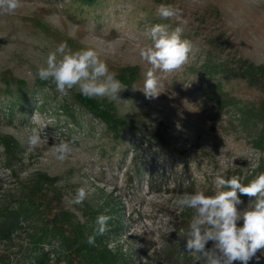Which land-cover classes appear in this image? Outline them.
Returning a JSON list of instances; mask_svg holds the SVG:
<instances>
[{
  "label": "rangeland",
  "instance_id": "obj_1",
  "mask_svg": "<svg viewBox=\"0 0 264 264\" xmlns=\"http://www.w3.org/2000/svg\"><path fill=\"white\" fill-rule=\"evenodd\" d=\"M87 4L21 0L14 15L0 17V208L17 209L36 185L80 229H95L99 215L111 216L98 238L121 256L122 264H196L185 251L194 213L177 207L178 196L198 190L213 194L217 175L239 176L243 183L264 173V149L248 142L235 109L219 112L209 96L216 85L238 102L258 103L259 88L231 78L228 70L236 69L239 60L264 66V0ZM160 4L179 6L180 19L159 17ZM155 24L182 27L192 51L181 69L161 74L163 93L149 100L139 89L150 65L140 59L138 46L150 42L146 29ZM43 25L76 46L100 49L107 63L137 67L135 79L125 71L121 101L88 98L92 101L85 100V107L76 89L62 96L54 84L40 80L37 69L60 44L42 31ZM7 90L13 96L5 95ZM33 127L47 135L35 150L27 144ZM114 129L122 140H113ZM73 138V154L60 163L52 145ZM44 175L51 178L49 185L43 186ZM80 187L89 190L88 198L82 205H69ZM253 199L245 195L238 208ZM26 218L33 217L26 215L10 239H0V264H33L38 250L30 239L39 234L43 217ZM179 248L183 256L179 253L174 261L170 257ZM42 249L49 260L39 264H67L65 257L51 255L52 249L60 251L57 241ZM249 264H264V250Z\"/></svg>",
  "mask_w": 264,
  "mask_h": 264
},
{
  "label": "clouds",
  "instance_id": "obj_2",
  "mask_svg": "<svg viewBox=\"0 0 264 264\" xmlns=\"http://www.w3.org/2000/svg\"><path fill=\"white\" fill-rule=\"evenodd\" d=\"M21 7V0H0V17L12 16ZM157 14L165 20H179L182 10L173 4H160ZM150 42L139 45L140 59L150 65L145 73L143 88L139 89L146 99L158 98L165 88L161 74H171L181 69L188 61L192 42L183 38V28L171 29L167 24H155L146 29ZM36 75L42 81L55 85L58 93L67 96L76 89L89 99H106L109 103L121 101L120 93L126 89L111 71L103 53L95 47L73 51L67 42H61L47 54L45 64L37 69ZM47 142L39 127H33L27 137L30 148L36 149ZM75 150V138L61 139L52 145L57 161L65 162ZM216 190L206 194L202 190L185 192L175 203L181 209L193 210L189 224L185 251L196 264H249L256 253L264 250V173L257 175L248 184H242L239 176L225 179L215 177ZM250 198L243 209V201L237 193ZM85 187L77 188L68 204L82 205L89 196ZM67 199V198H66ZM111 216L101 214L96 227L87 242L95 246L96 237L103 236L108 229ZM242 222V224H238ZM211 242V247H206ZM257 259H259L257 257Z\"/></svg>",
  "mask_w": 264,
  "mask_h": 264
},
{
  "label": "trees",
  "instance_id": "obj_3",
  "mask_svg": "<svg viewBox=\"0 0 264 264\" xmlns=\"http://www.w3.org/2000/svg\"><path fill=\"white\" fill-rule=\"evenodd\" d=\"M78 1L90 5L95 0ZM41 29L47 35L55 38L58 43L67 42L68 46L74 51L82 49L80 46L74 45L69 39L68 41L63 40L58 36V33L51 32L50 30L46 31L47 27L44 25ZM107 64L111 71L117 73L118 79L123 81V83L125 81V71H129V74L126 76H131L133 79L136 78V75H139L136 71V69H138L137 67L125 68L117 64ZM228 71L231 78H238L245 81L251 87L259 88L260 96L258 103L238 102L234 96H230V94L224 90L221 91L216 85H214L209 96H213L217 111L222 112L226 108L235 109L240 119V122L238 120V125L241 126L244 135H246L249 140L248 142L259 149H264V66H257L246 60H239L236 63V69H230ZM11 93L12 92L7 90L5 95L13 96ZM79 96L85 107H88L84 101L88 100L90 102L92 100L84 98L81 95ZM99 108L102 109V106H98L97 109ZM94 113L96 116L103 117L98 114L97 110ZM108 113L112 116L115 115L113 110L110 111V109H108ZM103 118L106 123L109 124L108 117L105 116ZM111 132L113 133L112 137L114 141L122 140L121 136H119V132L115 129ZM50 180L51 178L44 175V179L42 180L44 183L43 186L48 184ZM251 180H245L242 184L246 185ZM35 187L36 185L33 189L29 190L30 192L27 197V202L25 200L21 201L19 206L16 207L17 209L8 210L6 208H0V239H10L13 232L21 228V219L26 217V215H30L31 218L33 217L32 219L26 218V220L35 221H37V216H42L43 219L41 220L39 234L32 235L30 239V243L36 250H38L36 256L30 260L33 264H39L49 260L48 252H44L42 248H44L45 245L53 246L54 241L59 243L60 251L52 249L51 255H53V257L56 256L55 259L57 260L60 259L59 257L61 256L65 257L67 259V264H72L73 261H77L78 264H122L121 256L112 252L106 246H102L98 238L99 236L96 237L95 246L90 245L87 242V237L94 231L93 228L84 229L82 227L80 229L78 226L71 225L66 217L68 214L63 211H57V200L52 197H46L41 193L40 188L36 189ZM237 195L241 197V199L245 198V195H242L239 192ZM46 202L49 204L45 205ZM29 204L33 205V208H26V205L28 206ZM52 206L54 209L51 208ZM48 208H51V210H47ZM52 211H55V213ZM35 229L36 227L33 228V230ZM185 238H187V235ZM179 253L180 255L182 254L180 248L179 250H176L173 257L170 258L174 261L178 260Z\"/></svg>",
  "mask_w": 264,
  "mask_h": 264
}]
</instances>
